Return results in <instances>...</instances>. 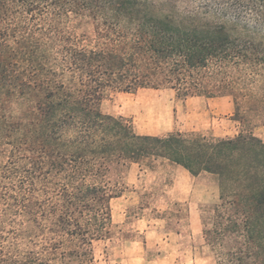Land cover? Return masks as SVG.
Masks as SVG:
<instances>
[{
    "label": "trees",
    "instance_id": "1",
    "mask_svg": "<svg viewBox=\"0 0 264 264\" xmlns=\"http://www.w3.org/2000/svg\"><path fill=\"white\" fill-rule=\"evenodd\" d=\"M142 89L264 122V0H0V264H92L126 168L160 161L217 177V264H264V142L140 135L102 112L107 91Z\"/></svg>",
    "mask_w": 264,
    "mask_h": 264
},
{
    "label": "rangeland",
    "instance_id": "2",
    "mask_svg": "<svg viewBox=\"0 0 264 264\" xmlns=\"http://www.w3.org/2000/svg\"><path fill=\"white\" fill-rule=\"evenodd\" d=\"M78 32L92 34L93 28L85 24ZM101 110L132 121L140 135L181 132L227 139L252 132L264 142V122L236 121L229 97L181 99L170 90H109ZM124 181L127 191L112 202L110 238L94 243L92 264H217L203 239L202 224L203 211L219 201L216 176L193 177L176 164L160 161L153 171L144 172L130 164Z\"/></svg>",
    "mask_w": 264,
    "mask_h": 264
},
{
    "label": "crops",
    "instance_id": "3",
    "mask_svg": "<svg viewBox=\"0 0 264 264\" xmlns=\"http://www.w3.org/2000/svg\"><path fill=\"white\" fill-rule=\"evenodd\" d=\"M187 171V170H186ZM188 172V171H187ZM189 173V172H188ZM190 174V173H189ZM192 176V175H191Z\"/></svg>",
    "mask_w": 264,
    "mask_h": 264
}]
</instances>
